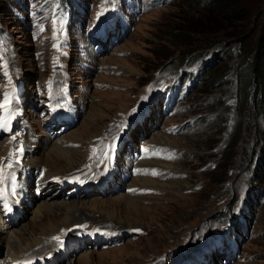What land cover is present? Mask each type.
Listing matches in <instances>:
<instances>
[{
    "label": "rangeland",
    "instance_id": "374dc122",
    "mask_svg": "<svg viewBox=\"0 0 264 264\" xmlns=\"http://www.w3.org/2000/svg\"><path fill=\"white\" fill-rule=\"evenodd\" d=\"M103 1L107 5H118L125 13L119 23L122 33L113 40L109 38L103 41L101 35L95 36L93 28L96 27V23L91 19L93 16H89L90 9L97 8ZM246 1L252 3L251 13L257 10L253 15L254 18L251 19L253 21L247 22L248 30L256 34L264 18V5L261 11L257 6L264 4V0ZM142 2L141 5L138 0H79L77 2V12L86 5L87 8L85 14L78 12V17L73 15L76 20L72 22L70 32L72 49L75 50L74 38H79L76 26L82 27L85 37L92 38L93 46L102 49V54L95 53V59L93 52L90 53V57L99 61L103 70L95 71L94 78L88 81L84 78L87 76L86 71L78 65L79 58L75 60V53L71 54L69 73L72 87L75 82L76 84L82 82L81 85L86 88V91L78 95L86 94L89 101L73 126L51 141L47 134L42 140L36 141L37 146H40L37 149L44 151L43 153L37 151L38 155L43 154L36 157L38 164L49 160L53 150H56L60 158L66 156V163L62 166L78 167L84 157L77 161H70L69 158L76 154L87 155L84 153V144L87 141L93 143V137H97L101 130L117 117L118 112H125L137 101L148 81L152 80L162 67L167 66L165 70L176 75L178 71L174 68H176L175 64L182 63L179 61L180 57L190 59L196 51L190 54L189 49L195 46L202 47L205 42H208L210 36L193 35L190 31L185 32L186 37H181L186 39L184 41L180 39V36H175L180 26L185 28L192 23H199L204 18L199 10L200 7L192 3V0H155L162 6L148 8L138 17H130L128 12L131 6L135 3L140 7L145 6L146 0ZM208 2L209 0H199V5L202 7ZM10 3H12L10 0H0V19L12 29L18 58L22 62L21 66L26 71L34 73L36 77H41L47 72L48 59L46 57L39 61L35 59L36 47L30 40L27 30L17 24L10 13L8 8ZM259 14L261 15L258 22ZM46 15L50 17L47 9ZM132 20H134L132 25L127 23ZM193 26L195 25H191V28ZM99 39L101 41H98ZM82 41L86 43L84 39ZM227 41L229 42V39ZM222 45L223 43L215 44L212 52L208 51L205 56L198 58L201 60L198 63L209 59L213 52L223 48ZM235 46L233 44L223 50L225 54L227 48L232 51V55L224 59V63L231 67V71L227 73L223 82L209 87V81L206 79L210 72L208 67L211 66L210 70L217 68L223 61H217L211 65L207 64L208 60L205 61L200 83L190 92L176 115L165 116L159 112L158 123L152 125L153 117H151L150 121L144 123L145 126L138 127L131 133L132 144L143 143V149L154 142L170 145L171 150H166L178 157L177 165L166 166L173 167L180 172L179 174L185 176L178 174L175 177L173 174L164 173L154 178L136 177L126 184L136 183L140 187L153 189H157L158 185L162 189L160 190L162 193L158 195L133 196L125 192H116L111 195L103 192L101 195L94 194L84 199L78 198L81 194L69 199L61 196L59 199L55 197L56 191L52 194L47 192L49 198L42 199L30 210L28 208L24 213L25 218L20 219L16 227L12 224V229L4 230L5 232L0 234L1 245L7 244L2 247V251L6 253L10 250L8 254L11 256L21 253L22 250V252L27 251L28 247L37 244L34 241L39 236L50 231L49 220H54L57 226L53 234H56L59 228L61 230L83 220H91L112 228L114 242L107 248L101 246L89 248L88 243H85V250H78L62 264H86L84 260L87 257L92 264H148L159 255L176 250L184 240L187 248L200 249L208 241L209 236L225 224L222 220L215 218L216 214L237 204L235 198L240 195L239 199L242 196L246 198V207L240 211L245 221L243 226L238 225L235 231L244 237L238 242L239 253L235 261L228 264H264V153L262 151L264 140L259 137L264 129V112L255 113L254 109L258 108L254 101L252 104L245 105L242 114L239 112L236 78L237 72L245 64H241L238 60V50ZM83 56L86 57L85 54ZM215 57L216 55L213 59ZM162 73H159L156 78H160ZM95 82H102L103 87L93 88ZM24 113L26 122L31 120L32 128L38 131V137L41 133H46L36 114L29 112L28 109H25ZM190 116H201L195 121L197 125L195 133H193L194 126L188 127L186 131L184 128L177 134H169L170 132L165 131L167 125L182 122ZM220 116L224 119L220 120ZM240 126L244 128V131L241 136L233 140L235 130ZM1 139L0 152L2 153L4 151L2 141L5 142V139L4 137ZM41 143L46 144L41 145ZM71 143H78L79 146H71ZM64 153L67 154L64 155ZM209 162H212V167L207 165ZM29 163L33 165L34 161ZM49 163L45 165L48 166ZM152 163L162 166L163 170L167 168L160 159ZM49 174L48 169L47 177L50 176ZM60 191L58 196L62 195ZM125 196L132 199L131 203L135 202L134 205L137 207L135 212H120V214L112 208L113 203ZM34 200L37 202L39 199ZM64 202L79 207L86 203L83 207L90 215L79 217V213H74L71 214L70 221L63 224L66 218L57 210L56 205ZM230 202L232 203L229 204ZM52 208L54 209L50 212ZM42 209L46 216L42 213L41 217L37 218L36 214ZM233 210H235L234 207ZM107 215L113 216L112 219ZM237 218L238 215L233 212H229L227 216L229 220L237 221ZM111 221L115 224L110 223ZM192 228L196 229L190 233ZM136 229H141V232H136ZM187 248L183 251H188L190 254L192 251ZM45 250L37 252V255H44ZM214 262L219 264L220 259H214Z\"/></svg>",
    "mask_w": 264,
    "mask_h": 264
},
{
    "label": "trees",
    "instance_id": "16d2710c",
    "mask_svg": "<svg viewBox=\"0 0 264 264\" xmlns=\"http://www.w3.org/2000/svg\"><path fill=\"white\" fill-rule=\"evenodd\" d=\"M192 3L200 7L204 18L199 23L191 24L195 25L191 28L189 26H180L179 30L176 31L175 36H180L182 41L186 40L185 32L190 31L193 35L210 36L208 42H205L202 47H192L189 49V53L195 52L190 56L191 61L200 55L206 54L208 51L212 52V48L217 43H223L222 49L213 52L216 57L210 61L211 64L217 61L221 62L217 68L208 67L210 71L206 79L209 81V87L214 86L223 82L228 72L231 71V67L224 63V59L232 55L230 47L235 44L238 50V60L241 64H245L237 72V90L236 93L239 96V112L242 114V109L245 105L252 104L254 101L257 105L254 109L255 113L258 111L264 112V18L262 19L261 27L258 29V33L250 32L248 30L247 22H252L253 15L256 14L257 10L251 13L252 3L246 0H209L204 6L199 5V0H192ZM264 4H259L257 8L259 11L263 10ZM258 17V22L259 18ZM242 23V25H240ZM187 27V28H186ZM174 35V33L172 34ZM203 39V38H202ZM200 39V40H202ZM229 39V42L227 41ZM188 42V40H187ZM228 42V44H226ZM191 42H189L190 44ZM193 57V58H192ZM187 58L180 57V62H185ZM244 115V114H243ZM242 118V115H241ZM220 120L224 117L220 116ZM239 126V125H238ZM238 130V131H237ZM244 128L240 126L235 130L233 140L241 136ZM264 140V129L262 130L261 136ZM264 153V148H263ZM231 155V154H229Z\"/></svg>",
    "mask_w": 264,
    "mask_h": 264
},
{
    "label": "bare ground",
    "instance_id": "6f19581e",
    "mask_svg": "<svg viewBox=\"0 0 264 264\" xmlns=\"http://www.w3.org/2000/svg\"><path fill=\"white\" fill-rule=\"evenodd\" d=\"M38 145V144H37ZM82 153H83V151H81ZM1 153V152H0ZM70 153V152H69ZM84 153H86V152H84ZM84 153H83V155H84ZM50 154V153H49ZM67 153H64V155H66ZM87 154V153H86ZM59 155H58V152L56 151V150H53V152L51 153V157L50 158H48L49 160H47L46 162H41L40 164H38V159H36V160H34V163H33V165H34V167H39V166H41V165H43V166H46L45 164L46 163H48V162H50L49 164H48V166H49V177H52V176H54V175H65V174H67L69 171H71V170H73V169H75V168H77V167H69V166H62L63 164H65L66 163V161H65V158H66V156H63V157H61L60 158V156L58 157ZM68 157H70V156H68ZM82 157H84V159H85V157H86V155H84V156H82V155H72L69 159H70V161H77V160H79V158H82ZM68 159V158H67ZM83 159V160H84ZM30 164V163H29ZM30 165H32V164H30ZM52 166V168H50ZM51 169V170H50ZM47 177V176H46ZM54 198V197H53ZM130 201H132V199L130 198V197H122L121 199H118L117 201H116V203H113L112 204V208H114V209H116V211H119V213L120 212H127V213H132V212H135L136 211V209H137V207H136V205H134V203L135 202H130ZM129 203H130V205H129ZM63 204V205H62ZM84 205H86V203H83V206ZM83 206H81V207H79L78 205H75V204H72V203H66V202H64V203H57V205H56V207H57V210L58 211H60V212H62V214L65 216V218H66V220H63V224L64 223H67L68 221H70V219L72 218L71 217V214H74V213H79L80 214V216L79 217H83V216H85V215H90L89 213H88V210H84V207ZM51 207H52V205H51ZM53 207H55V205L53 206ZM27 209H28V207H24V211H22V217L24 216V213H26V211H27ZM46 209H48V208H46ZM54 208H52L51 210H50V212L53 210ZM86 209V208H85ZM141 210V209H140ZM44 212V209H42V210H40V212L39 213H37L36 214V217L37 218H40L41 217V215H42V213ZM112 212V211H111ZM118 213V214H119ZM44 214V213H43ZM121 214V213H120ZM45 215V214H44ZM46 216V215H45ZM108 216V215H107ZM108 217H110V219H112V217L113 216H111V215H109ZM50 218V217H49ZM45 220H47V219H45ZM115 221V220H114ZM114 221H111L110 223H112V224H115L114 223ZM116 222H118L119 223V221L118 220H116ZM121 222V221H120ZM72 223V222H71ZM48 224L50 225V231L48 232V233H46V232H44L43 233V235L40 237L39 236V238L38 239H36L34 242L35 243H37V244H35V243H33V244H35V245H33V244H31V245H33V246H30V247H28V249H27V254H30V255H32V254H36L37 255V252H42V251H44L45 249V254L47 253V251L50 249V246L48 245V241H49V239H50V237H52L54 234H53V231L54 230H56L57 229V226L55 225L56 223H55V221L54 220H49V222H48ZM117 224V223H116ZM120 224V223H119ZM133 226V225H132ZM47 230V229H46ZM42 231V230H41ZM51 233L53 234V235H51ZM41 234V233H40ZM49 235H51V236H49ZM48 236V237H47ZM10 240V239H9ZM67 245L63 248V251H64V255L66 256L67 255V252L70 250V248L73 246V247H78V244H77V242H78V240H76V239H74L73 237H72V233H70L68 236H67ZM37 247V248H36ZM23 251V250H22ZM21 251V252H22ZM44 254V255H45ZM86 261V262H85ZM84 263H86V264H92L91 262H90V260L88 259V257L84 260Z\"/></svg>",
    "mask_w": 264,
    "mask_h": 264
},
{
    "label": "snow or ice",
    "instance_id": "6c2138e0",
    "mask_svg": "<svg viewBox=\"0 0 264 264\" xmlns=\"http://www.w3.org/2000/svg\"><path fill=\"white\" fill-rule=\"evenodd\" d=\"M7 102H10V98L9 97H6V103ZM3 107H4V105L0 104V108H3ZM5 125H6V122L0 121V127H4ZM114 147H115V145L112 146V149L113 150H114ZM20 151H22V149ZM18 162L19 161H17V163ZM7 166L8 167H11L10 164L7 165ZM0 172H2V169H0ZM153 174H156V173L153 172ZM55 179H58V178H55ZM11 181H12V183H11V187H10V195L14 197L16 195V193H17V184H16V178H15V176H12L11 177ZM6 191H7L6 188L0 187V200H2L4 202L3 203L4 208L7 211L10 212V211H12V208H11V206L7 202V196L5 195V192ZM16 202H18V201H16ZM56 239L59 240V237H57Z\"/></svg>",
    "mask_w": 264,
    "mask_h": 264
}]
</instances>
